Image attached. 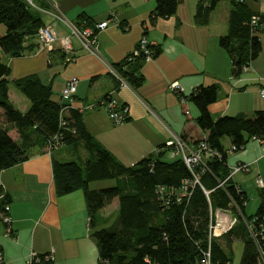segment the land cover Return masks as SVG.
I'll use <instances>...</instances> for the list:
<instances>
[{"label": "crops", "instance_id": "1", "mask_svg": "<svg viewBox=\"0 0 264 264\" xmlns=\"http://www.w3.org/2000/svg\"><path fill=\"white\" fill-rule=\"evenodd\" d=\"M42 1L46 4L40 10L41 15H45L42 19L52 26L55 38L49 46H37L20 56L2 53V59L10 66L9 78L35 73L42 82L51 85L53 94L55 74L50 75L48 69L59 61L65 67L66 75L60 77L56 85L58 96L52 97L69 101L61 96V87L70 74H77L78 82L71 103L81 106L95 102L92 109L80 112L81 120L94 138L123 164L130 165L156 152L172 133H184L187 138L200 134L194 122L198 113L196 105L170 88L173 81L179 83L184 94L198 84L216 83V99L208 104L214 118L223 114L251 115L255 109L264 110V95L260 93L264 88V24L256 30L260 44L257 54L238 75H233L230 58L218 41L219 36L229 29L230 0H219L211 9L206 23L195 20L198 0H179L173 14L158 16L153 22L149 21L148 15L155 0ZM246 1L251 9L264 15V0ZM49 9H58L71 20L84 12L93 24L110 17L107 25L96 33L97 46L109 63L121 62L142 36L159 46L156 54L146 56L138 63L137 70L143 76L141 83L120 86L108 69H104L105 62L87 53L74 35H69L72 52L66 53L60 38L69 30L55 20L47 11ZM3 31L0 24V34ZM17 89L11 81L8 82V99L16 108L25 110L28 103L18 95L22 92ZM106 93L119 103L128 105L127 119L115 124L106 108L96 104ZM12 97L20 99L23 105L18 107ZM9 133L18 138L14 127L9 129ZM229 145L225 138L224 146ZM64 146L69 154L67 158H64L65 152H57L63 145L49 152L44 145H31L26 159L0 170V191L7 192L10 199L8 226L0 220V264H28L32 253L47 252L52 255V264L97 263L98 249L91 231L93 227L103 226L106 218L98 220L96 217L95 226L89 224L82 189L58 194L52 179L53 158L82 162L90 157V151L81 142ZM164 156L169 157L167 151ZM226 162L228 166L234 162L247 163L248 168L235 172L232 179L247 197L244 211L252 192L256 209L260 201L259 192L264 194V140L249 138L242 148L227 152ZM256 175L262 178L261 187L255 183ZM112 201L116 202L112 213L100 215L115 213L118 206L116 197L97 213L104 211ZM219 241L231 253L230 264H238L242 238L231 233L221 236Z\"/></svg>", "mask_w": 264, "mask_h": 264}, {"label": "trees", "instance_id": "2", "mask_svg": "<svg viewBox=\"0 0 264 264\" xmlns=\"http://www.w3.org/2000/svg\"><path fill=\"white\" fill-rule=\"evenodd\" d=\"M218 1L198 0L196 22L206 23L211 9ZM33 2L39 7L46 5L42 0ZM178 2L155 0L148 15L149 21L153 22L158 16L173 14ZM252 15L260 17L254 26L250 23ZM228 20V32L220 35L218 41L230 58L232 74L238 75L259 50L256 30L264 24V15L251 9L246 0H230ZM74 21L79 25H93L91 18L84 12H80ZM0 24L4 27L0 34V170L26 159L30 155L31 145H44L49 152L66 143L81 142L90 151V157L82 162L53 158L52 179L58 194L82 189L88 223L92 226H95L97 211L114 197L117 198L115 220L109 225L93 227L91 231L98 249L96 264H202L203 252L208 246L210 264H230L231 253L222 246L219 238L231 233L239 235L243 240L238 264H261L256 244L241 215L230 230L210 239L207 226L209 207H226L230 197L237 201L244 220L255 216V229L260 228L259 224L264 225L262 191L259 192L260 201L256 209L247 214L243 204L247 197L232 178L225 185L216 186L217 179L228 172V148L233 146V150L240 149L251 137L264 140L263 109H255L251 115L223 114L214 118L208 104L216 99V83L198 84L187 94L178 91L181 98H187L196 105L198 113L194 122L200 131V134L191 135L190 138L182 133V138L192 140L190 144L204 139L210 147L219 150L221 156L206 160L209 170L200 175L201 184L210 188L208 196L201 185L195 183L189 196H183L180 201L171 198L164 203L155 191L157 185L178 187L182 180L192 178L182 159L178 156L166 158L164 153L167 147L163 143L157 147L156 152L130 165L117 160L87 130L81 120V111L70 106V100L52 97L49 83L42 82L35 73L9 78L10 66L1 54L20 56L39 46L36 32L39 26L45 24L41 11L27 0H0ZM148 47L150 55L159 51V46L154 44L148 43ZM133 49L124 55L121 62L111 64L128 84L136 86L143 80L137 66L146 56L142 52L134 54ZM9 81L29 100L25 110L16 108L8 99ZM64 105L67 106L61 110ZM60 117L64 121L62 125ZM12 127L17 131L18 138L9 133ZM56 132H61L59 143L48 147L49 138ZM225 138L230 143L228 147L224 146ZM105 177H114L115 184L96 188L89 186L90 180ZM9 200L7 192L0 191V220L6 226L8 221L3 219V215H8L5 205H8ZM44 254L39 253V258L33 259L30 264H52V259L45 258Z\"/></svg>", "mask_w": 264, "mask_h": 264}, {"label": "built area", "instance_id": "3", "mask_svg": "<svg viewBox=\"0 0 264 264\" xmlns=\"http://www.w3.org/2000/svg\"><path fill=\"white\" fill-rule=\"evenodd\" d=\"M30 4L42 10V7L37 6L33 0H27ZM57 21L62 22L67 26L69 33L60 38L61 46L65 50L66 53L72 52V45L69 40V35H74L78 38L83 49L88 51L89 53L97 56L105 62L106 68L112 74H114L119 81L120 86H129L128 83L119 75L114 66L105 61L102 57L101 53L98 50L97 46V38L96 33L97 30L102 29L107 25L108 21L111 19L106 18L100 21L95 22L93 25H79L76 24L74 20L69 19L65 14H63L58 9L55 10H47ZM257 15H252L250 19V23L254 26L257 23ZM37 38L40 41L39 46H49L50 42L55 38V32L51 25L43 24L38 27L36 32ZM149 41L145 36H142L138 40V46L133 49L134 54H139L142 52L145 56H150V49L148 47ZM245 68V67H243ZM76 76H70L66 79L63 87L61 88L60 94L64 98H68L70 101L73 99V93L76 88L77 83ZM170 88L175 91H180V85L177 81H173L170 83ZM261 95H264V88L260 90ZM96 104H103L108 112V116L112 120L113 123L122 122L128 114V105L124 103H119L116 101L114 97L111 96L110 93L104 98H101ZM70 106H74L72 103H69ZM67 105L61 107V110L65 109ZM95 106V102H88L83 106H75L80 111L86 109L87 107ZM61 125L64 123L62 118L60 117ZM61 137V132L54 133L48 141L49 146H56L59 143ZM167 147V153L169 157H180L186 167L189 169L192 178L190 180L184 179L178 187L173 186H164L157 185L155 191L161 198L164 203H167L171 198L174 201H180L183 196L191 194V187L198 183L201 185L204 193L208 196L210 188H205L200 182V175L208 171V166L206 165V160L212 159L214 157H220L221 152L214 147H210L208 143L203 139L197 142L196 144L187 143L184 138L180 134L172 133L171 138L164 142ZM227 152L233 151V146L226 150ZM247 163L245 162H234L228 166V172L222 177L217 179L216 186H223L225 182L233 178V174L237 171L247 169ZM255 183L258 187H261L263 182L262 178L259 175L255 176ZM245 201H243V204ZM5 208L8 209V205H5ZM241 215V218L250 233V236L254 240L258 253V261L261 264H264V225L259 224L260 228L255 229V216L250 220H244L242 214L240 212V206H238L237 201L230 197L229 205L226 207H209V218H208V226H207V234L208 239L219 236L224 232L230 230L237 222ZM3 219L5 221L10 220L9 215H3ZM260 229V230H259ZM260 237V238H259ZM258 240L261 242L258 243ZM45 258H52L51 253L47 252L44 254ZM1 258V256H0ZM38 253H32L28 258V264L33 259H38ZM158 264V263H153ZM202 264H210V248L209 246L203 252V260Z\"/></svg>", "mask_w": 264, "mask_h": 264}, {"label": "rangeland", "instance_id": "4", "mask_svg": "<svg viewBox=\"0 0 264 264\" xmlns=\"http://www.w3.org/2000/svg\"><path fill=\"white\" fill-rule=\"evenodd\" d=\"M43 17H45V15H43L42 14V18ZM98 50H99V48H98ZM99 52H100V50H99ZM87 53H89L88 51H87ZM101 53V52H100ZM102 55V54H101ZM103 57V56H102ZM50 69H48V72H49V74L51 75L52 73L53 74H55V76H54V84H53V87H54V89H53V97H57L58 95H57V90H56V88H57V84L59 83V79H60V77H64L66 74H65V67H63L62 65H61V63L59 62V61H57V62H55L52 66H50L49 67ZM106 68V66H104V69ZM45 75H46V73H45ZM47 75H48V73H47ZM76 76L77 78H78V75L77 74H70L67 78H69L70 76ZM46 77V76H45ZM66 78V79H67ZM77 82H78V79H77ZM65 82H63V84H64ZM77 84V83H76ZM63 86V85H62ZM52 88V87H51ZM62 88V87H61ZM76 89V88H75ZM18 90V89H17ZM17 92H20V91H17ZM178 92V91H177ZM18 95L19 96H23V98H25L24 100H26V102L29 104V101L26 99V97H24V95H22V93H18ZM12 99H13V101H14V103L16 104V105H18V107H21V105H23V102L20 100V99H18V98H14V97H12ZM85 104H87V103H85ZM85 104H83V105H85ZM83 105H81V106H83ZM99 107H101V108H103V109H105V106L103 105V104H99ZM90 109H92V107H87L86 109H83V110H86V111H88V110H90ZM106 110V109H105ZM86 111H84V112H86ZM106 112H107V110H106ZM108 113V112H107ZM115 124H118V123H115ZM225 144H227V141L225 142ZM57 152H65V154H66V156L64 157V158H67L68 156H69V154H68V152H67V149H65V146H64V144H63V147L59 150V151H57ZM166 158H167V156H165ZM70 159H75V158H73V157H71ZM115 181H116V179L114 178V177H105V178H97V179H93V180H90V182H89V186L90 187H94V188H96V187H103V186H109V185H113V184H115ZM256 189V188H255ZM254 190V189H253ZM254 194V192H252V194L250 195V200L248 201V204L246 205V207H245V211H246V213L247 214H249V213H253L254 212V210H255V203H254V201H253V198L251 197L252 195ZM116 206V202H114V201H112L109 205H106V207H105V209H104V211H102V212H98L97 214H96V217H97V219L99 220H102V218L104 219V218H106V220H105V222H102V223H104L103 225H109V224H111L112 222H113V220H115V217H116V212L115 213H113V214H110V215H105V216H102V215H100V214H109V213H112V211L114 210V207Z\"/></svg>", "mask_w": 264, "mask_h": 264}]
</instances>
